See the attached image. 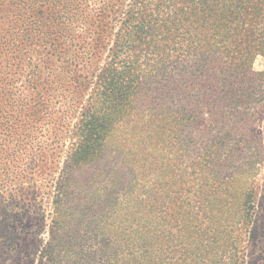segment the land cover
<instances>
[{
  "label": "rangeland",
  "instance_id": "1",
  "mask_svg": "<svg viewBox=\"0 0 264 264\" xmlns=\"http://www.w3.org/2000/svg\"><path fill=\"white\" fill-rule=\"evenodd\" d=\"M55 4L0 0V264H264V99L236 127L206 105L190 127L141 95L72 172L101 49L59 39Z\"/></svg>",
  "mask_w": 264,
  "mask_h": 264
},
{
  "label": "trees",
  "instance_id": "2",
  "mask_svg": "<svg viewBox=\"0 0 264 264\" xmlns=\"http://www.w3.org/2000/svg\"><path fill=\"white\" fill-rule=\"evenodd\" d=\"M55 1L59 39L70 31V40L88 37L101 49L92 51L97 62L83 76L96 85L73 125L72 172L103 157L110 134L141 95L163 120L172 110L190 127L205 124L204 105L213 114L230 108L236 127L264 99V71L254 67L264 55V0ZM185 142L193 141L185 135ZM253 210L250 204L241 213L251 217Z\"/></svg>",
  "mask_w": 264,
  "mask_h": 264
}]
</instances>
